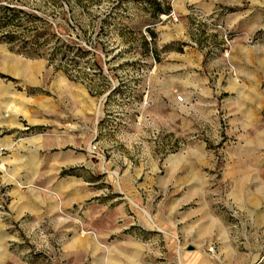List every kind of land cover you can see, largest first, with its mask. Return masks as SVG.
Wrapping results in <instances>:
<instances>
[{"label": "rangeland", "instance_id": "obj_1", "mask_svg": "<svg viewBox=\"0 0 264 264\" xmlns=\"http://www.w3.org/2000/svg\"><path fill=\"white\" fill-rule=\"evenodd\" d=\"M155 1L0 0V264H264V0Z\"/></svg>", "mask_w": 264, "mask_h": 264}, {"label": "crops", "instance_id": "obj_2", "mask_svg": "<svg viewBox=\"0 0 264 264\" xmlns=\"http://www.w3.org/2000/svg\"><path fill=\"white\" fill-rule=\"evenodd\" d=\"M254 3L258 2V0H253ZM4 99H6V96H3L0 101L2 102ZM19 118H22L19 116L18 112L11 111V110H5L3 108V104H0V129L2 130H8V132L5 134H12L15 132V129L19 128L20 126L17 124V120ZM11 129L13 131H11ZM2 144H0L1 146ZM19 150V148H17Z\"/></svg>", "mask_w": 264, "mask_h": 264}, {"label": "trees", "instance_id": "obj_3", "mask_svg": "<svg viewBox=\"0 0 264 264\" xmlns=\"http://www.w3.org/2000/svg\"><path fill=\"white\" fill-rule=\"evenodd\" d=\"M152 1V4L154 5V11L156 10V11H161V10H166L167 9V7H161V6H159V4H158V2L157 1H155V0H151Z\"/></svg>", "mask_w": 264, "mask_h": 264}, {"label": "built area", "instance_id": "obj_4", "mask_svg": "<svg viewBox=\"0 0 264 264\" xmlns=\"http://www.w3.org/2000/svg\"><path fill=\"white\" fill-rule=\"evenodd\" d=\"M174 99H175V101H180V100H182V95L179 93H176V94H174Z\"/></svg>", "mask_w": 264, "mask_h": 264}]
</instances>
